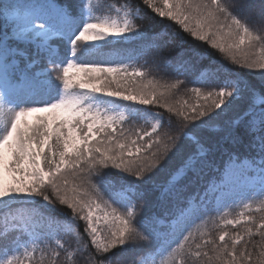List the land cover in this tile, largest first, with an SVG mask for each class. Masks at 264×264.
Instances as JSON below:
<instances>
[{
    "label": "snow or ice",
    "instance_id": "snow-or-ice-1",
    "mask_svg": "<svg viewBox=\"0 0 264 264\" xmlns=\"http://www.w3.org/2000/svg\"><path fill=\"white\" fill-rule=\"evenodd\" d=\"M106 11L0 0V264H264V217L228 220L243 231L218 239L190 227L230 177L264 170V5L258 17L248 0ZM118 44L136 48L89 59ZM174 65V83L148 79ZM189 84L204 103L168 102Z\"/></svg>",
    "mask_w": 264,
    "mask_h": 264
},
{
    "label": "trees",
    "instance_id": "trees-1",
    "mask_svg": "<svg viewBox=\"0 0 264 264\" xmlns=\"http://www.w3.org/2000/svg\"><path fill=\"white\" fill-rule=\"evenodd\" d=\"M130 3H136L138 0H128ZM125 3V0H92V4L97 8V15L103 16L108 14L106 11V7L108 4H115L120 5ZM248 3L252 6L253 13L256 17L259 16L260 9L262 5H264V0H248ZM114 14V13H113ZM167 23V21H165ZM137 23L144 25L145 21H137ZM258 21H253V27L258 28ZM187 44L185 47L197 44L194 40H192L190 37H185ZM198 47L201 49H204L206 46L203 44H198ZM136 48L135 44H129L128 47L124 48L120 52V61L125 60L129 55H132L134 50ZM209 52H212L211 49H207ZM177 49L175 47H170L168 49H165L163 53H161L162 56L168 57V56H175ZM156 53L153 51L152 53H149V55L146 57L150 64H151V58ZM213 55H215L217 58H220V54L218 52H213ZM119 61V62H120ZM143 59L140 60V64H143ZM225 63H228V61H224ZM237 71L242 73H254L258 74L260 71L259 69H246V68H237ZM183 79V77H181ZM149 80H153L157 84L160 85H167L170 83L175 82V65L172 69H153L148 76ZM193 79L192 76L188 77V80L191 81ZM192 85L189 84L187 88H181L179 91H175L173 94H170L168 98V102L176 107H179L181 104L186 103L188 106L195 105L198 103H204L202 99H197L194 93L191 92ZM152 111H163L165 114V117H167V112L164 109H159L158 107L152 106ZM140 123H143L142 121ZM127 128H131L132 125H125ZM216 163L220 165L222 161L220 159H217ZM251 202L258 208L256 211H250L245 213L244 215V221L246 222L247 217L251 216L256 221H259L262 217H264V197H256L254 199H251ZM63 209V206L57 205V210ZM26 209H22L24 211ZM66 211V209H64ZM245 211L244 208L240 205H230L227 208H225L220 214H217L213 204L209 206L208 212L209 214L204 216L202 220L199 221H193L190 225L191 230L193 231L194 239H200V234L205 233V239L211 237H215L218 239V235L222 231H228L229 233H235L237 231H243V223L240 225H237L235 228L232 225H229L226 223L225 225L223 222H226L228 219H235V215L240 212ZM84 222H80L81 229L83 228ZM107 228V225H102L101 229L105 230ZM260 239L259 236L253 235L251 237V241L255 242ZM171 264V262H170Z\"/></svg>",
    "mask_w": 264,
    "mask_h": 264
},
{
    "label": "rangeland",
    "instance_id": "rangeland-1",
    "mask_svg": "<svg viewBox=\"0 0 264 264\" xmlns=\"http://www.w3.org/2000/svg\"><path fill=\"white\" fill-rule=\"evenodd\" d=\"M127 45L128 44L114 45L111 49L106 50L105 57H89V59L93 62L110 59L112 62L118 63L120 61V50L127 47ZM261 188H264V170L257 167L253 169V171L250 170V172L245 175L237 173L226 181V189L220 193V198L213 201L216 211L220 212L228 205L239 203L240 205H244L247 209L246 212H238L235 215L234 220H241L242 217L244 218L245 213L251 210L250 199L261 195ZM252 206L255 207L254 204ZM253 210L256 211L258 208H254ZM227 221L223 222V224L225 225ZM102 225H105L103 221H101L100 227Z\"/></svg>",
    "mask_w": 264,
    "mask_h": 264
}]
</instances>
